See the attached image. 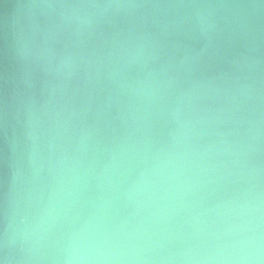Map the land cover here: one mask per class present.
<instances>
[{"label":"water","instance_id":"95a60500","mask_svg":"<svg viewBox=\"0 0 264 264\" xmlns=\"http://www.w3.org/2000/svg\"><path fill=\"white\" fill-rule=\"evenodd\" d=\"M42 2L0 0V227L37 264L264 262V0ZM45 35L49 72L18 53Z\"/></svg>","mask_w":264,"mask_h":264},{"label":"clouds","instance_id":"9594fccd","mask_svg":"<svg viewBox=\"0 0 264 264\" xmlns=\"http://www.w3.org/2000/svg\"><path fill=\"white\" fill-rule=\"evenodd\" d=\"M37 7L47 9H65V10H95V9H121L135 7H153V8H177L193 10L197 19H203L205 10H210L226 5H220L210 2V0H174L168 3H155L150 5L133 3H114L102 2V0H43ZM214 21L211 24L214 25ZM31 50L32 61L43 71L53 70L55 53L48 41L46 35L40 40L29 36L18 45V53L21 59H28L27 51ZM193 58L199 56L198 52L192 53ZM57 65L55 71H59ZM7 138V136H6ZM41 258L37 256L29 243L27 232V217L20 214L15 209H10L7 205L4 210L3 225L0 227V264H37ZM97 259L88 255L70 257L69 264H89L90 261ZM245 264H264L260 260L259 254L247 257Z\"/></svg>","mask_w":264,"mask_h":264}]
</instances>
